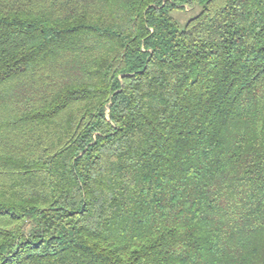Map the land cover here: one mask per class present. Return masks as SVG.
Returning <instances> with one entry per match:
<instances>
[{"label": "trees", "instance_id": "16d2710c", "mask_svg": "<svg viewBox=\"0 0 264 264\" xmlns=\"http://www.w3.org/2000/svg\"><path fill=\"white\" fill-rule=\"evenodd\" d=\"M0 264H264V0H0Z\"/></svg>", "mask_w": 264, "mask_h": 264}, {"label": "rangeland", "instance_id": "374dc122", "mask_svg": "<svg viewBox=\"0 0 264 264\" xmlns=\"http://www.w3.org/2000/svg\"><path fill=\"white\" fill-rule=\"evenodd\" d=\"M174 13L177 15V17L181 18L180 19V26H183L185 24V21H186L185 18L187 19L190 16V13L184 14L183 12L181 13L180 11H176Z\"/></svg>", "mask_w": 264, "mask_h": 264}]
</instances>
